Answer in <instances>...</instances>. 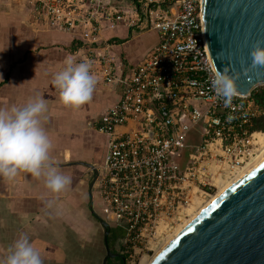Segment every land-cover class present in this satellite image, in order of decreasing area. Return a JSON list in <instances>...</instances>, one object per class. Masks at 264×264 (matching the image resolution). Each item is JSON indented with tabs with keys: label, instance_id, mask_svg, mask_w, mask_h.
<instances>
[{
	"label": "built area",
	"instance_id": "1",
	"mask_svg": "<svg viewBox=\"0 0 264 264\" xmlns=\"http://www.w3.org/2000/svg\"><path fill=\"white\" fill-rule=\"evenodd\" d=\"M27 1L49 26L76 37L77 60L90 61L98 81L121 87L90 122L107 139L95 187L103 217L120 231L116 251L124 264H139L260 152L263 131L251 125L263 109L240 93L226 107L212 89L201 0H141L133 11L109 0ZM119 24L159 35L126 68L114 52L119 41L105 34ZM188 146L182 165L177 159Z\"/></svg>",
	"mask_w": 264,
	"mask_h": 264
},
{
	"label": "crops",
	"instance_id": "2",
	"mask_svg": "<svg viewBox=\"0 0 264 264\" xmlns=\"http://www.w3.org/2000/svg\"><path fill=\"white\" fill-rule=\"evenodd\" d=\"M139 1L110 2L133 10ZM106 35L118 38L114 52L128 66L159 39L154 29L121 24ZM78 44L71 32L53 28L35 15L27 0H0V108L22 106L31 98L43 97L47 111L42 126L53 143L52 162L72 178L67 190L51 193L43 178L30 173L20 171L11 180L0 177V258L23 233L43 264L102 263L104 231L92 210L103 213L93 203L89 178L90 167L103 161L100 144L106 136L90 122L119 98L121 87L98 81L88 103L79 108L63 105L51 81L67 57L79 62Z\"/></svg>",
	"mask_w": 264,
	"mask_h": 264
},
{
	"label": "water",
	"instance_id": "3",
	"mask_svg": "<svg viewBox=\"0 0 264 264\" xmlns=\"http://www.w3.org/2000/svg\"><path fill=\"white\" fill-rule=\"evenodd\" d=\"M200 13L210 63L240 73L236 80L240 94L250 95L256 86L264 85V66L250 67L249 55L258 41L264 46V0H201ZM92 214L104 231L101 264H108V258H122L109 245L108 221L95 210ZM149 264H264V154L190 220Z\"/></svg>",
	"mask_w": 264,
	"mask_h": 264
},
{
	"label": "clouds",
	"instance_id": "4",
	"mask_svg": "<svg viewBox=\"0 0 264 264\" xmlns=\"http://www.w3.org/2000/svg\"><path fill=\"white\" fill-rule=\"evenodd\" d=\"M249 55L250 67L264 66L261 42L251 48ZM91 68L90 61L76 62L72 56L65 59L62 70L56 72L51 81L63 105L79 108L91 100L98 82ZM208 70L216 96L223 99L226 107L229 106L238 94L236 80L240 73L229 66L218 69L215 63ZM243 71L246 74L248 69ZM46 111L43 97L31 98L22 106L0 108V177L11 180L23 171L34 178H43L44 187L49 192L60 193L70 187L72 178L52 162L53 143L42 126ZM0 264H43V260L29 237L22 233L9 245Z\"/></svg>",
	"mask_w": 264,
	"mask_h": 264
},
{
	"label": "bare ground",
	"instance_id": "5",
	"mask_svg": "<svg viewBox=\"0 0 264 264\" xmlns=\"http://www.w3.org/2000/svg\"><path fill=\"white\" fill-rule=\"evenodd\" d=\"M258 140L263 142L264 133L258 132ZM264 154V149L258 154L254 159L248 161L245 165H243L232 178L228 179V181L220 184L215 192H213L210 197L207 198L203 203H201V206L198 207L200 204L195 205L190 208L189 215L185 217L181 222L177 223L171 231L165 236L161 242L158 244V246L155 248V250L150 253L149 257L145 258L142 264H149L151 260L170 242L172 238L190 222L205 206H207L212 200H214L223 190H225L231 183H233L241 174H243L251 165H253L262 155ZM145 256V255H144ZM142 256V258L144 257ZM141 258V259H142ZM141 261V260H140Z\"/></svg>",
	"mask_w": 264,
	"mask_h": 264
},
{
	"label": "trees",
	"instance_id": "6",
	"mask_svg": "<svg viewBox=\"0 0 264 264\" xmlns=\"http://www.w3.org/2000/svg\"><path fill=\"white\" fill-rule=\"evenodd\" d=\"M114 38L116 40H118V38H116V37H114ZM121 62H122V65L124 68H126L128 66V63L124 58H121ZM250 95L253 98V100L255 101V103L263 109V112L253 119L251 129L262 130L263 132H261V133H264V86H261V85L256 86L252 90ZM187 158H188V150L184 149V151L182 152V156L179 157L177 160L179 161L180 164L183 165L187 161ZM108 241H109V245L111 247V243H110L111 241H110L109 235H108ZM112 250H114V249L112 248ZM107 261H108V264H118L115 261H113L112 258H108Z\"/></svg>",
	"mask_w": 264,
	"mask_h": 264
},
{
	"label": "rangeland",
	"instance_id": "7",
	"mask_svg": "<svg viewBox=\"0 0 264 264\" xmlns=\"http://www.w3.org/2000/svg\"><path fill=\"white\" fill-rule=\"evenodd\" d=\"M109 1H111V0H109ZM113 2H114V0H112ZM124 1V3L125 2H128L129 0H123ZM128 8H129V10H132V8H130L129 6H128ZM133 11V10H132ZM107 32H108V29H107V31H105V34H107ZM120 60H118V62H119ZM259 86V85H258ZM261 86H264L263 84H261ZM194 103H195V105L197 106V107H199L200 109H202V108H204L205 106H206V104H205V102H203V101H201V100H195L194 101ZM199 139V135L196 133L193 137H192V140H195V141H192V142H196L197 140ZM263 142H264V139H263ZM260 149V152L264 149V143L261 145V147L259 148ZM260 152L258 153V154H260ZM257 154V155H258ZM256 155V156H257ZM255 156V157H256ZM254 157V158H255ZM253 158V159H254ZM252 160V159H251ZM250 162V161H249ZM228 181V180H227ZM226 182V181H225ZM93 192H94V195H93V203L95 204V206L98 208L97 210L102 214V202H101V200L99 199V197H98V194H97V192L95 191V186L93 187ZM214 194V193H213ZM212 194V195H213ZM205 200H207V199H205ZM203 203V202H202ZM201 206V203H200V205L198 206V207H200ZM119 234H120V231H119V229L118 228H114V229H112V231L110 232V234H109V238H110V243H111V247L114 249V250H116L117 249V245H118V242H119V240H120V236H119ZM150 255H145L142 259H141V261H140V263L139 264H142L143 263V261H144V259L147 257H149Z\"/></svg>",
	"mask_w": 264,
	"mask_h": 264
},
{
	"label": "flooded vegetation",
	"instance_id": "8",
	"mask_svg": "<svg viewBox=\"0 0 264 264\" xmlns=\"http://www.w3.org/2000/svg\"><path fill=\"white\" fill-rule=\"evenodd\" d=\"M106 143H107V139H105V141L100 144V151L103 152V155L105 154V151H106ZM100 164H101V161L99 163H97V165L93 164V166L90 167L91 172H90L89 182L92 183L91 184L92 198H93V195H94L93 187L95 186L98 174L100 172ZM95 191L97 192L96 187H95ZM108 223H109L110 232H111L112 229L114 228V224L112 222H110V221H108ZM110 232H109V234H110ZM112 260L115 261L118 264H124V258L123 257L122 258L119 257V256L112 257Z\"/></svg>",
	"mask_w": 264,
	"mask_h": 264
}]
</instances>
